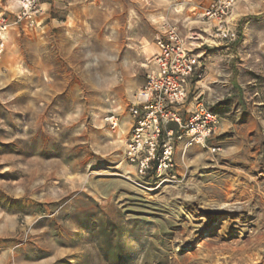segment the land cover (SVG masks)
I'll list each match as a JSON object with an SVG mask.
<instances>
[{
    "label": "rangeland",
    "instance_id": "1",
    "mask_svg": "<svg viewBox=\"0 0 264 264\" xmlns=\"http://www.w3.org/2000/svg\"><path fill=\"white\" fill-rule=\"evenodd\" d=\"M40 3L30 24L0 0V264H264V0H236L223 57L209 0ZM165 22L195 43L197 79L223 62L239 91L188 92L173 168L141 176L128 108ZM200 104L218 119L204 145L189 131Z\"/></svg>",
    "mask_w": 264,
    "mask_h": 264
},
{
    "label": "built area",
    "instance_id": "2",
    "mask_svg": "<svg viewBox=\"0 0 264 264\" xmlns=\"http://www.w3.org/2000/svg\"><path fill=\"white\" fill-rule=\"evenodd\" d=\"M18 5L17 20L33 24L43 11L41 0H12ZM236 0H209L203 11L208 19L217 20L216 33L219 38L233 41L236 36L230 31L228 19ZM7 20L0 16V55L4 49V34ZM153 67L147 72L146 80L134 94L129 105L132 118L131 135L125 143V159L136 172L147 175L154 170L157 175L174 166L173 139L182 134L168 124L178 128L188 127L182 120L180 107L188 98L189 80L200 67V56L191 50V42L182 35L175 24L165 22L162 34L156 39ZM109 126H118L115 114L104 117ZM217 115L202 104L190 120V141L204 145L217 123Z\"/></svg>",
    "mask_w": 264,
    "mask_h": 264
},
{
    "label": "crops",
    "instance_id": "3",
    "mask_svg": "<svg viewBox=\"0 0 264 264\" xmlns=\"http://www.w3.org/2000/svg\"><path fill=\"white\" fill-rule=\"evenodd\" d=\"M53 1L55 3H59V2H63L64 0H53ZM217 25H218L217 23L214 24L213 30L212 31L210 30V32L208 31V34L212 37V39L214 40V42L217 46V48L215 50L218 52V54L221 57H223L224 54H227V51H231V52L233 51V49H232L233 47L230 48V46L234 45L238 41V38L236 36V39L233 41H229L227 39L219 38L217 33H216V29H215ZM228 26H229V23H228ZM229 28H230V26H229ZM208 29H209V27H208ZM191 43H192V45H195L194 42H191ZM155 51H156V49H155ZM204 52L205 51L203 49L200 50V54H202ZM202 61L204 62V65H205V61L203 59H202ZM213 66H214L213 67V70H214L213 73H210L208 75L205 74V76L203 78H202V76L201 77L199 76L200 79H197L196 75L193 74L192 77L190 78V80H189L190 84H188V92L189 93H197V94H195L193 99H196L198 97V95L204 93L206 95L207 99L210 100L209 95H210V90L212 89L211 86L213 84H216V86L217 85L218 86H224L225 89H229L230 90L229 94L235 95L239 91V85L237 83V81H239V80H238L237 76H235V74H233L231 77H229L228 75H231V74H228L224 71L225 67H224L223 62H216V64H213ZM203 68H204V66H202V69ZM230 72H232V69L230 70ZM197 90H198V92H197ZM194 105H195L194 100H192V99L189 101L187 100V102L183 106L180 107V109H179L180 114L182 115L184 113H187L189 110H191L194 107ZM130 126H131V119L123 122V128H125V130L126 129L129 130Z\"/></svg>",
    "mask_w": 264,
    "mask_h": 264
},
{
    "label": "bare ground",
    "instance_id": "4",
    "mask_svg": "<svg viewBox=\"0 0 264 264\" xmlns=\"http://www.w3.org/2000/svg\"><path fill=\"white\" fill-rule=\"evenodd\" d=\"M213 209V208H212Z\"/></svg>",
    "mask_w": 264,
    "mask_h": 264
}]
</instances>
